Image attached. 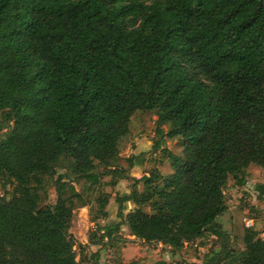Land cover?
Here are the masks:
<instances>
[{
	"label": "trees",
	"instance_id": "trees-1",
	"mask_svg": "<svg viewBox=\"0 0 264 264\" xmlns=\"http://www.w3.org/2000/svg\"><path fill=\"white\" fill-rule=\"evenodd\" d=\"M136 111H154L152 147L172 172L133 178L99 244L126 222L173 253L214 235L203 264H264L258 230L245 227L236 250L217 221L228 179L243 186L264 166V0H0V264H82L69 228L89 201L76 186L90 190L98 166L125 178L118 145ZM54 175L56 202L41 207Z\"/></svg>",
	"mask_w": 264,
	"mask_h": 264
},
{
	"label": "rangeland",
	"instance_id": "rangeland-1",
	"mask_svg": "<svg viewBox=\"0 0 264 264\" xmlns=\"http://www.w3.org/2000/svg\"><path fill=\"white\" fill-rule=\"evenodd\" d=\"M156 115L154 111H136L130 120L129 132L119 140V157L117 166L125 169L123 176L112 183V175L102 166H98L95 172L98 173V181L90 190L85 191L84 188L76 186L79 192H82L89 201V204L75 209L69 228V232L76 240L74 249L76 251V259L81 260L82 264H93L91 255L95 250H101V256L104 264H203L204 256L211 250L217 249L218 240L214 235L204 233L203 236L192 242L184 243L183 247L172 252L168 245L161 243H145L130 234L129 228L124 222L120 231L115 235L113 245L104 242L99 244V231L97 226H104L120 221L116 216L117 203L116 195L127 194L131 191L133 178H139L144 175L143 172H149L153 168H157L163 175L172 172V166L167 155L160 150H153L152 144L159 139L156 127ZM8 129L0 131V139L5 135ZM168 125H162L161 131L165 133ZM142 140L144 150L141 155L146 160L143 170L136 172L129 171L126 158L131 151L136 148V141ZM163 146L171 152L177 153L181 150L179 138L165 137ZM129 171V173H128ZM65 172L58 169L57 173ZM148 174V173H146ZM137 175H139L137 177ZM54 176H44L45 185H48L47 192L42 194L40 206L53 205L56 202V191L51 185ZM264 185V166L251 164L247 168L245 184L238 186L232 178H229L224 188L225 202L227 210L218 216V223L224 230L230 234V246L236 250L243 249V218H251L253 226L259 231V236L264 239V192L260 190V186ZM142 188L141 183L137 186ZM0 193L3 190L0 188ZM104 194L109 196L106 210V217H98L91 221L93 215L97 216L98 204L96 198ZM134 208L132 201L125 203L124 213ZM102 246V247H101Z\"/></svg>",
	"mask_w": 264,
	"mask_h": 264
},
{
	"label": "crops",
	"instance_id": "crops-1",
	"mask_svg": "<svg viewBox=\"0 0 264 264\" xmlns=\"http://www.w3.org/2000/svg\"><path fill=\"white\" fill-rule=\"evenodd\" d=\"M136 146L137 147L134 148L131 151V154L129 155V156H134L133 164H132L131 167H129L130 174H131V172H136L137 170H143L144 169V164H146V160L142 159L143 155H141L142 152L146 149V148H143L144 145H142V140L141 139L136 141ZM162 146H163V142H162ZM146 150H148V149H146ZM129 171H128V173H129ZM146 173H148V172H143L142 174H146ZM138 176L139 175H137V177ZM96 251L99 253V259L97 261V264H104L102 256H101V250H95L93 252H96Z\"/></svg>",
	"mask_w": 264,
	"mask_h": 264
},
{
	"label": "built area",
	"instance_id": "built-area-1",
	"mask_svg": "<svg viewBox=\"0 0 264 264\" xmlns=\"http://www.w3.org/2000/svg\"><path fill=\"white\" fill-rule=\"evenodd\" d=\"M243 221H244V226L248 228L253 226L254 224L251 218H243Z\"/></svg>",
	"mask_w": 264,
	"mask_h": 264
}]
</instances>
